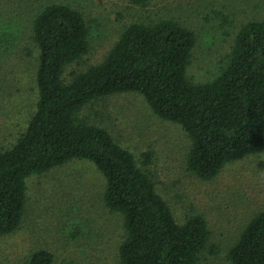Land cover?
<instances>
[{
  "label": "trees",
  "instance_id": "obj_1",
  "mask_svg": "<svg viewBox=\"0 0 264 264\" xmlns=\"http://www.w3.org/2000/svg\"><path fill=\"white\" fill-rule=\"evenodd\" d=\"M90 34L83 12L67 3H51L34 19L39 98L27 128L0 149V235L23 223L29 177L85 159L103 172L105 203L124 218L118 264H208L205 253L216 247L206 218L180 223L133 151L82 112L101 97L138 92L155 114L188 133V168L204 180L216 178L228 163L264 151V18L243 25L226 63L206 82L190 75L196 33L173 19L130 24L101 62L68 81L66 69L88 53ZM229 258L264 264V209ZM54 261L53 252L40 248L26 264Z\"/></svg>",
  "mask_w": 264,
  "mask_h": 264
},
{
  "label": "rangeland",
  "instance_id": "obj_2",
  "mask_svg": "<svg viewBox=\"0 0 264 264\" xmlns=\"http://www.w3.org/2000/svg\"><path fill=\"white\" fill-rule=\"evenodd\" d=\"M60 2L82 11L91 31L88 53L66 69L68 81L101 62L130 24L173 19L196 33L190 75L206 82L226 63L243 25L264 18V0H150L145 5L132 0H0V149L16 142L36 112L39 49L33 23L47 5ZM82 115L133 151L180 223L196 214L206 218L216 250L205 253V263L233 264L231 247L264 209V151L230 162L216 178L204 180L188 168V133L155 114L140 93L101 97ZM27 184L21 227L0 235V264H26L40 248L54 253V264H118L124 218L106 205V178L93 161L67 162L29 177Z\"/></svg>",
  "mask_w": 264,
  "mask_h": 264
}]
</instances>
